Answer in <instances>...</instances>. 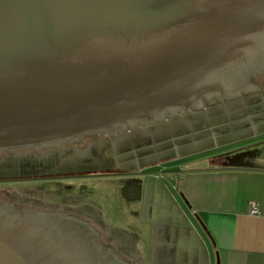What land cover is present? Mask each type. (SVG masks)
Segmentation results:
<instances>
[{
    "label": "water",
    "instance_id": "95a60500",
    "mask_svg": "<svg viewBox=\"0 0 264 264\" xmlns=\"http://www.w3.org/2000/svg\"><path fill=\"white\" fill-rule=\"evenodd\" d=\"M264 90V0H0V178L92 172L138 129ZM0 264H142L98 213L0 189Z\"/></svg>",
    "mask_w": 264,
    "mask_h": 264
},
{
    "label": "crops",
    "instance_id": "0c3cea01",
    "mask_svg": "<svg viewBox=\"0 0 264 264\" xmlns=\"http://www.w3.org/2000/svg\"><path fill=\"white\" fill-rule=\"evenodd\" d=\"M244 106L238 99L116 143L93 176L115 188L103 198L112 205L90 197L87 186L79 193L73 181L89 176L51 180L43 185L51 192L42 191L58 207L98 213L109 231L130 238L142 264H264V156L255 143L264 112L250 116ZM196 147L203 150L183 158ZM107 205L114 218H106Z\"/></svg>",
    "mask_w": 264,
    "mask_h": 264
},
{
    "label": "rangeland",
    "instance_id": "374dc122",
    "mask_svg": "<svg viewBox=\"0 0 264 264\" xmlns=\"http://www.w3.org/2000/svg\"><path fill=\"white\" fill-rule=\"evenodd\" d=\"M261 139L260 142H255V143H259L258 146H260V152H258V154H262V156H264V136L259 137ZM227 149L226 147H223V145H220V147L218 148V145L216 144L215 147H217L218 151H223V150H228L230 148H232V145H227ZM193 150H195L194 152L189 153V155L183 157L185 158H190L191 156L196 155V150H203V148H194ZM192 159H187L185 161H189ZM168 167H163V168H155L154 170L161 172V171H167ZM102 171H92V172H88V173H73V174H58V175H42V176H27V177H11V178H0V189H17V188H22V189H26L29 191H33L36 193H44V192H51L49 191V189L45 188L43 185H47V183L49 184L51 180H55V179H64L67 177H83V176H89V179H80L79 181L74 182L73 183H69V182H64V186H70V184L76 185L77 190L79 191V193L81 191H83L84 188H89L86 189V191H90L89 195L90 197L93 196L95 198L101 199L100 202L104 203L105 206L106 204L109 203L110 199H103L105 198L104 196H107V198H110V193L112 192L114 194L115 192V188L112 187L111 184H107L109 182L105 181L107 180L106 178L103 177H93V176H97L96 174H99ZM113 172V171H111ZM94 173L95 175H89ZM101 175V174H99ZM144 176H148L147 174H144ZM91 177V178H90ZM105 179V180H104ZM167 179V178H166ZM43 186V187H40ZM87 186V187H86ZM61 185H58V189H61ZM42 189H44V192L42 191ZM42 191V192H41ZM67 190H66V194H67ZM44 197L51 203H53L54 205L57 206L56 203L52 202L49 199V195L44 193ZM67 204V202H64V205ZM109 205H112L109 203ZM79 208H84L83 205H78ZM60 208H64V207H60ZM114 207H110L107 205L106 207V218L108 219V217H113V215L115 214L114 212ZM114 218V217H113Z\"/></svg>",
    "mask_w": 264,
    "mask_h": 264
},
{
    "label": "flooded vegetation",
    "instance_id": "af4514ba",
    "mask_svg": "<svg viewBox=\"0 0 264 264\" xmlns=\"http://www.w3.org/2000/svg\"><path fill=\"white\" fill-rule=\"evenodd\" d=\"M248 107L244 106L242 109L244 110L243 112L246 114H257L261 113L262 111L264 112V90L257 92L255 94L246 96L244 98H241ZM228 103L224 104L227 105ZM249 107L250 110H249ZM255 122V117L253 119Z\"/></svg>",
    "mask_w": 264,
    "mask_h": 264
},
{
    "label": "built area",
    "instance_id": "2783aa9c",
    "mask_svg": "<svg viewBox=\"0 0 264 264\" xmlns=\"http://www.w3.org/2000/svg\"><path fill=\"white\" fill-rule=\"evenodd\" d=\"M250 212L252 214H260L261 213L257 203H250Z\"/></svg>",
    "mask_w": 264,
    "mask_h": 264
}]
</instances>
